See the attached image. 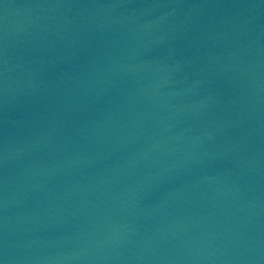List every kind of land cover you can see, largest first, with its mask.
Segmentation results:
<instances>
[{"label": "water", "instance_id": "95a60500", "mask_svg": "<svg viewBox=\"0 0 264 264\" xmlns=\"http://www.w3.org/2000/svg\"><path fill=\"white\" fill-rule=\"evenodd\" d=\"M0 264H264V0H0Z\"/></svg>", "mask_w": 264, "mask_h": 264}]
</instances>
